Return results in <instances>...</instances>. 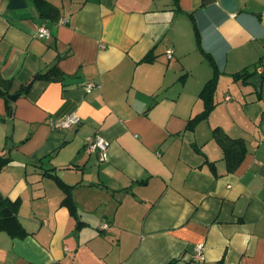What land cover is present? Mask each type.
Wrapping results in <instances>:
<instances>
[{
	"label": "crops",
	"instance_id": "crops-1",
	"mask_svg": "<svg viewBox=\"0 0 264 264\" xmlns=\"http://www.w3.org/2000/svg\"><path fill=\"white\" fill-rule=\"evenodd\" d=\"M12 1L0 0V193L18 223L0 229V264H264V82L235 78L264 69V0L233 14L218 0H46L57 21ZM53 66L61 81L36 78ZM70 112L78 127H50ZM216 130L242 139L236 167ZM96 133L103 161L84 149Z\"/></svg>",
	"mask_w": 264,
	"mask_h": 264
},
{
	"label": "trees",
	"instance_id": "trees-1",
	"mask_svg": "<svg viewBox=\"0 0 264 264\" xmlns=\"http://www.w3.org/2000/svg\"><path fill=\"white\" fill-rule=\"evenodd\" d=\"M40 8V12L42 17L47 20L57 21L58 20V14L59 11L50 5L46 0H35ZM143 61L151 62L153 61L151 58L146 57ZM215 68V74L214 77L206 84V87L202 93L204 96L205 101V111L202 114L201 117H205L209 114L211 109L213 108L212 103V94L215 90L217 78L219 75V72L216 68V66L213 64ZM257 72H250L247 69L244 70V72L237 74L235 78H243L244 80L251 79ZM264 77V76H263ZM36 78L45 79L47 81L51 82H58L63 79V76L60 72V70L57 68V66H53L50 68L45 74L38 75ZM4 83L2 82L1 76H0V96L4 97V99L8 101L7 99V93L4 90L3 86ZM9 108L11 109V105L9 104ZM215 137L216 139L221 143L223 146L226 157L229 159V164L231 167H236L243 159L245 155V146L242 141V139H233L224 134L220 130L215 131ZM232 151V152H230ZM7 164V160H0V171L2 168ZM14 204H11L10 201L6 198H4L0 193V229H11L12 223L17 224V218L14 214V207L12 206ZM8 209V212H5V210Z\"/></svg>",
	"mask_w": 264,
	"mask_h": 264
},
{
	"label": "built area",
	"instance_id": "built-area-1",
	"mask_svg": "<svg viewBox=\"0 0 264 264\" xmlns=\"http://www.w3.org/2000/svg\"><path fill=\"white\" fill-rule=\"evenodd\" d=\"M57 23L64 25L67 23V20L60 19ZM37 36L40 39H46V40L51 38V31L47 24L44 23L43 25L40 26ZM173 54H174L173 50L167 51L168 58H172ZM263 70H264L263 67H259L257 69V72L262 73ZM99 87L100 86L97 83L91 82L85 85V90L87 93H91L92 91H94L95 89ZM80 123H81V118L77 114V112H70V113L60 115L57 119L50 120L49 125L51 128L55 130L64 131V130H72L78 127ZM108 147H109V142L100 133H96L85 139L84 149L86 153L90 155L97 154L101 161L105 160L106 151ZM102 229L107 230L108 225L107 224L104 225ZM203 249L204 248L202 245H199L196 248L195 259L196 261L200 263L205 260Z\"/></svg>",
	"mask_w": 264,
	"mask_h": 264
},
{
	"label": "water",
	"instance_id": "water-1",
	"mask_svg": "<svg viewBox=\"0 0 264 264\" xmlns=\"http://www.w3.org/2000/svg\"><path fill=\"white\" fill-rule=\"evenodd\" d=\"M216 1L217 0H211V2H216ZM218 1L220 2L221 6L225 10H227L229 13L233 14L238 11L239 6H238L237 0H218ZM24 7H26L25 0H13L12 1V4H11L12 9L18 10ZM263 82H264V78L261 75H256L248 81V83L253 85L258 90V92L261 91ZM26 91H28V89ZM8 98L14 102L18 98V95L9 96ZM262 172L264 173V169L262 170ZM8 211H9L8 209L5 210V212H8Z\"/></svg>",
	"mask_w": 264,
	"mask_h": 264
}]
</instances>
